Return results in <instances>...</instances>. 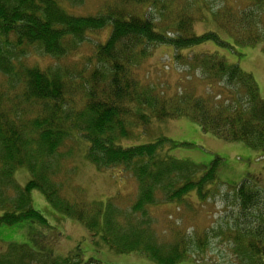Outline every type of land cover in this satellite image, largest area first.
I'll return each instance as SVG.
<instances>
[{"label":"trees","instance_id":"1","mask_svg":"<svg viewBox=\"0 0 264 264\" xmlns=\"http://www.w3.org/2000/svg\"><path fill=\"white\" fill-rule=\"evenodd\" d=\"M59 1L0 0V226L45 223L31 205L38 188L116 253L177 264L220 237L238 264H264L263 188L244 178L230 186L235 193L225 202L233 210L211 236L166 222L173 234L166 241L155 231L153 208L177 205L197 215L220 192L217 164L198 174L196 165L168 154L166 146L177 144L166 136L132 146L118 142L136 129L187 116L221 139L264 147V97L254 75L217 52L190 50L216 42L229 48L260 43L264 51V0H115L95 15L71 14ZM92 37L80 65L62 64ZM158 46L173 48L176 67L205 82L206 93L170 92L145 81L141 72ZM36 47L55 62L27 63ZM77 133L99 170L121 167L135 178V195L119 192L94 203L62 196L57 158ZM22 166L32 175L23 187L14 176ZM48 254L19 244L0 264L79 263L78 253L62 262Z\"/></svg>","mask_w":264,"mask_h":264},{"label":"rangeland","instance_id":"2","mask_svg":"<svg viewBox=\"0 0 264 264\" xmlns=\"http://www.w3.org/2000/svg\"><path fill=\"white\" fill-rule=\"evenodd\" d=\"M62 1V3L60 2ZM62 6L74 15H95L106 5L115 0H60ZM241 5L243 0H236ZM214 3V1H213ZM201 28L199 30H202ZM109 30V28H108ZM107 31L96 38H105ZM222 37L226 38L223 33ZM96 38H89L82 47L81 53L62 61V64H81L83 56L95 44ZM262 44L225 47L216 42H206L194 46V52H217L229 64H238L243 70L254 75L262 96L264 97V51ZM91 46V47H90ZM34 54L28 59L30 65L39 64L47 67L55 60L43 55L39 48H33ZM189 50H185L184 53ZM200 76L199 74H197ZM142 78L154 83L160 89L177 92L183 88L206 93V83L196 75H190L180 66L176 67L174 50L169 46H158L147 60L141 72ZM3 79V78H2ZM166 136L177 145L169 143L166 146L168 154L196 165L198 174L209 165L216 162V173L220 192L212 197L204 206L205 209L196 215L195 210L187 207L160 205L153 208L154 228L160 239L170 241L173 234L167 230L166 222L174 227L176 222L193 232V228L211 231L218 230L226 222L233 206L226 205L225 198L231 200L235 190L230 186L248 178L258 187L264 189V147L254 148L246 142H232L221 139L203 131L200 125L187 116L170 119L165 122H155L150 129H136L131 137L121 138L118 142L123 146L155 142L159 137ZM61 148L58 157V168L55 180L61 186L63 197L74 203L100 202L118 194H134L137 189L135 178L122 170L112 167L99 170L86 155L87 142H83L78 133ZM15 179L22 187L32 178L27 167H19ZM225 183V184H222ZM12 196L16 193L12 192ZM220 194V195H219ZM31 205L46 218L39 220H23L12 225L0 226V259L6 258L19 244H27L35 251L49 253V259L61 262L76 253L80 254L73 264H158L146 255L140 253L120 254L111 251L100 238L92 237L89 230L80 222L59 212L38 188L31 191ZM166 231V232H165ZM166 236V238H163ZM97 240V241H96ZM203 251L194 247L189 256L177 264H238V260L229 247L221 242L220 237L211 239Z\"/></svg>","mask_w":264,"mask_h":264}]
</instances>
